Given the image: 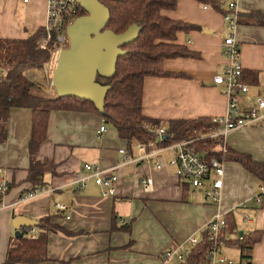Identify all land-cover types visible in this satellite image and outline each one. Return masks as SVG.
Wrapping results in <instances>:
<instances>
[{"label":"crops","instance_id":"crops-1","mask_svg":"<svg viewBox=\"0 0 264 264\" xmlns=\"http://www.w3.org/2000/svg\"><path fill=\"white\" fill-rule=\"evenodd\" d=\"M237 6L234 38L248 85V92L239 95V106L244 108L247 101L264 98V25L260 18L264 0H237ZM160 14L194 29L179 31L172 42H165L183 49L186 56L164 60L161 66L166 76L144 78L142 115L164 125L173 120L224 116L227 97L223 86L213 82L226 67L221 53L226 36L221 10L203 8L196 0H177L174 10ZM45 23L46 0H0V41L26 40ZM47 66L43 71L26 70L24 76L54 95ZM31 122V110L12 108L6 141L0 144L1 177L9 184L4 200L10 205L0 210V264L13 241L12 221L17 217L37 223L50 217L49 224L57 228L45 233L47 260L36 264H183L176 257L165 260V254L188 249L190 238L200 237L216 214L226 220L224 255L239 263L237 240L258 232L261 237L253 245L249 262L264 264V200L260 204L253 201L258 182L237 162L222 160L221 196L214 206L205 200L203 190L180 183L170 164L173 145L162 147L155 140L144 151L149 157L138 160L137 144L129 147L96 112L53 111L36 160L53 164L54 170L43 175L40 189L28 181ZM102 126L105 131L98 134ZM223 142L229 151L264 163V127L230 131ZM119 150L134 161L122 164ZM84 164L104 170L107 177L117 176L113 196H103L92 179L84 189L79 188ZM213 178L211 174L206 184ZM145 179L151 180L148 190L142 187ZM34 229L38 239L44 231Z\"/></svg>","mask_w":264,"mask_h":264},{"label":"trees","instance_id":"trees-1","mask_svg":"<svg viewBox=\"0 0 264 264\" xmlns=\"http://www.w3.org/2000/svg\"><path fill=\"white\" fill-rule=\"evenodd\" d=\"M109 12V22L106 29L114 34H121L131 25L138 27V37L130 44L121 47L125 55L118 57L114 76L105 84L109 85L103 111L98 112L91 102L75 97L59 98L55 94L48 95L38 86L29 82L24 72L30 69L43 71L49 62V53L39 48L37 39L44 30H38L26 40L0 41V144L6 141L9 111L12 108H26L32 112L31 133L28 142L29 169L28 181L35 187L42 188L43 175L54 170L53 164L36 160L40 145L46 138L48 118L53 111L67 112H96L102 120L112 126L118 137L127 141L128 146L142 144L146 148L155 138L143 130L144 124H157L142 115V85L146 77L166 76L162 72V62L166 59L186 56L183 49H179L165 42H172L179 31L194 29L193 26L170 21L161 16V11H172L176 8L177 0H98ZM201 6L209 4L212 9L219 8L215 0H196ZM80 12H84L82 9ZM80 14V13H79ZM264 25V16H260ZM55 58L48 63V70L53 74ZM45 76V80H46ZM43 81V79H42ZM242 82L246 84L243 79ZM253 82V81H252ZM212 123L210 119L169 121L160 146L166 147L178 142L192 140L204 135ZM219 144L212 140H198L192 144L196 152L206 161L218 159L240 164L258 182V188L264 185V163H256L248 155L229 151L223 154L218 150ZM66 213V212H65ZM63 213L64 217L68 214ZM50 217L41 219L37 226L44 231L36 240L24 236L13 238L10 243L3 264H36L47 260L45 254L46 236L48 231L57 228L49 224ZM261 234L241 237V258L237 264H251L253 245L260 240ZM199 242L192 248L184 259L183 264H205L207 251L206 230L199 237ZM245 262V263H244Z\"/></svg>","mask_w":264,"mask_h":264},{"label":"built area","instance_id":"built-area-1","mask_svg":"<svg viewBox=\"0 0 264 264\" xmlns=\"http://www.w3.org/2000/svg\"><path fill=\"white\" fill-rule=\"evenodd\" d=\"M27 3L28 0H21ZM220 9H223V21L225 26L226 36L221 44V53L226 61L224 72L216 75L213 82L216 85L223 86L224 94L227 97V111L224 116L211 118L212 127L199 138L182 141L172 146L173 157L170 162L175 167L176 177L180 183L188 184L195 189L204 191L205 200L211 205H217L220 200L222 190L223 177V161L218 159H210L206 161L200 156L192 144L198 140H212L218 142L220 140L222 152L226 151L223 142L224 136L230 131L237 130L243 127L258 126L264 127V98H256L255 100L247 101L244 108L239 106V95L248 92V85L242 82V66L240 62V48L235 41L234 34L238 26L239 10L237 0H215ZM206 4L203 8H209ZM80 5L78 0H46V23L43 28V34L37 39L36 44L39 48L48 51L49 62L53 55L56 60L62 50L68 49L69 40L66 35V29L71 25L76 18L79 17ZM48 62V63H49ZM47 63V64H48ZM4 71H0V75ZM105 81V80H104ZM106 82V81H105ZM104 82V83H105ZM167 125L163 123L144 124L143 130L152 135L156 141H161L165 133ZM105 127H100L98 134L103 133ZM138 160H144L149 155H144L146 147L142 144L136 145ZM122 155V164H127L134 161V158L128 156L124 150H119ZM2 170L0 169V210L8 209L10 205L5 203V197L9 190V184L6 179L1 177ZM214 175L213 180L206 184L210 175ZM93 180L95 185L100 187L103 196H113L118 181L116 175L105 176V171L92 164H84L82 175L78 180V186L84 189L89 180ZM151 186V180L145 179L142 182L144 190H148ZM264 200V185L258 188L253 201L261 203ZM242 208L245 205L240 206ZM59 210H65V207L58 205ZM238 207H234V210ZM245 220L248 217L244 216ZM226 228L225 217L221 214H216L206 225V240L207 251L205 254V264H234L223 253L222 235ZM25 233L30 240L36 239L34 228H27ZM199 237H192L189 240V248L182 252H167L165 260L176 257L183 261L188 252L194 248L199 242Z\"/></svg>","mask_w":264,"mask_h":264},{"label":"water","instance_id":"water-1","mask_svg":"<svg viewBox=\"0 0 264 264\" xmlns=\"http://www.w3.org/2000/svg\"><path fill=\"white\" fill-rule=\"evenodd\" d=\"M78 3L86 15L67 27L69 47L56 60L51 84L57 97L85 100L102 112L110 87L99 79L107 82L114 76L117 58L125 55L121 47L137 39L138 27L131 25L123 33L114 34L105 28L109 12L104 5L98 0H78ZM37 224L24 217L15 218L14 237H22L21 227L34 228Z\"/></svg>","mask_w":264,"mask_h":264},{"label":"rangeland","instance_id":"rangeland-1","mask_svg":"<svg viewBox=\"0 0 264 264\" xmlns=\"http://www.w3.org/2000/svg\"><path fill=\"white\" fill-rule=\"evenodd\" d=\"M53 58H55V59H56V57H55V56H53V57H52V59H53ZM55 64H56V63H55ZM53 71H54V68H53ZM52 75H53V74H52ZM99 81H100V82H102V83H104V82H105V81H104V80H102V79H99ZM219 142H220V140H219L217 143L219 144ZM220 144H221V142H220ZM221 146H222V145H221ZM218 150H221V152L223 151V150H222V147H219V146H218ZM225 152H226V151H224V152H222V153L224 154ZM234 261H235V262H237V258H236V259H234ZM237 263H238V262H237Z\"/></svg>","mask_w":264,"mask_h":264},{"label":"flooded vegetation","instance_id":"flooded-vegetation-1","mask_svg":"<svg viewBox=\"0 0 264 264\" xmlns=\"http://www.w3.org/2000/svg\"><path fill=\"white\" fill-rule=\"evenodd\" d=\"M84 15H86L85 12H80L79 17H80V16H84Z\"/></svg>","mask_w":264,"mask_h":264},{"label":"bare ground","instance_id":"bare-ground-1","mask_svg":"<svg viewBox=\"0 0 264 264\" xmlns=\"http://www.w3.org/2000/svg\"><path fill=\"white\" fill-rule=\"evenodd\" d=\"M53 56H55V55H53ZM51 61H52V59H51ZM51 61H50V62H51ZM55 63H56V59H55ZM54 68H55V66H54Z\"/></svg>","mask_w":264,"mask_h":264}]
</instances>
